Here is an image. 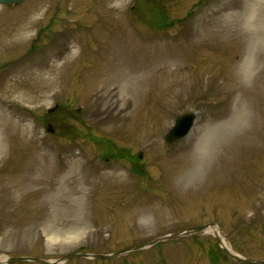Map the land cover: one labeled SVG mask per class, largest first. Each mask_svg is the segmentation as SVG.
Returning a JSON list of instances; mask_svg holds the SVG:
<instances>
[{
    "label": "rangeland",
    "instance_id": "obj_1",
    "mask_svg": "<svg viewBox=\"0 0 264 264\" xmlns=\"http://www.w3.org/2000/svg\"><path fill=\"white\" fill-rule=\"evenodd\" d=\"M206 224L264 261V0L0 7V258L250 264Z\"/></svg>",
    "mask_w": 264,
    "mask_h": 264
},
{
    "label": "water",
    "instance_id": "obj_2",
    "mask_svg": "<svg viewBox=\"0 0 264 264\" xmlns=\"http://www.w3.org/2000/svg\"><path fill=\"white\" fill-rule=\"evenodd\" d=\"M25 0H0V7H8L12 4L14 5H21L22 3H24ZM55 110V108L49 109L48 112L52 113ZM197 120V114L190 112V113H186V114H182L180 116L177 117V119L175 120L174 126L168 131V133L165 135L164 140L167 144L172 145L184 138H186L190 132L192 131L195 123ZM47 132H53L52 131V127H49ZM215 224H206V225H201V226H197V227H193L191 229H189L187 231V233H200L203 232L205 230L210 229L211 227H214ZM180 236V234H175L172 236H165L159 239H156L154 241H152L151 243H149L150 245H155L156 243L160 242V241H166V240H171V239H176ZM146 246V244L144 245H139V246H134L131 248H128L126 250H123L121 252H117L114 253L112 255H102V254H94V255H90V254H84V253H78V254H74V255H70L67 256L65 258H94V259H106V260H110L113 258L118 257L119 255H122L124 253L127 252H133V251H141L143 250ZM225 251L235 260L240 261V262H245V263H250V264H264V261H253V260H249V259H241L240 257L231 254L230 252H228L226 249ZM23 261H32V262H38V263H42V264H58L56 262L52 263L49 262L47 260L44 259H39V258H31V257H13L9 260V264L12 263H16V262H23Z\"/></svg>",
    "mask_w": 264,
    "mask_h": 264
},
{
    "label": "bare ground",
    "instance_id": "obj_3",
    "mask_svg": "<svg viewBox=\"0 0 264 264\" xmlns=\"http://www.w3.org/2000/svg\"><path fill=\"white\" fill-rule=\"evenodd\" d=\"M209 230H211L215 234V236L219 237L222 240V246L224 247V249H226L231 254H234V251L232 250L231 246L228 244L227 241L223 239V235L220 229L214 226V227H211ZM6 263H7L6 257L0 258V264H6Z\"/></svg>",
    "mask_w": 264,
    "mask_h": 264
},
{
    "label": "flooded vegetation",
    "instance_id": "obj_4",
    "mask_svg": "<svg viewBox=\"0 0 264 264\" xmlns=\"http://www.w3.org/2000/svg\"><path fill=\"white\" fill-rule=\"evenodd\" d=\"M58 110H59V105L56 106V110L53 113L49 114L50 116L46 119V122H47L46 126L47 127H52L53 134H55V132H56L55 128H54L56 123L54 121L57 120V119H53L52 115H54L56 113V111H58ZM59 120H61V119H58V121Z\"/></svg>",
    "mask_w": 264,
    "mask_h": 264
},
{
    "label": "trees",
    "instance_id": "obj_5",
    "mask_svg": "<svg viewBox=\"0 0 264 264\" xmlns=\"http://www.w3.org/2000/svg\"><path fill=\"white\" fill-rule=\"evenodd\" d=\"M74 129L73 128H70V131H73ZM121 152V151H120ZM105 153H107L106 151H105ZM119 152H117V154H118ZM122 153H120L119 154V156L121 155ZM112 155V154H111ZM122 156V155H121ZM126 158H128V157H126ZM128 160H130V163H134V159H130V158H128Z\"/></svg>",
    "mask_w": 264,
    "mask_h": 264
}]
</instances>
